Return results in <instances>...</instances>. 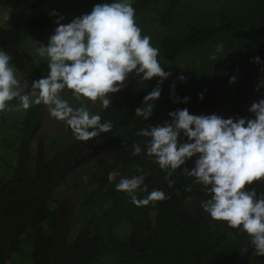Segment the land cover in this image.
I'll list each match as a JSON object with an SVG mask.
<instances>
[{"label":"trees","instance_id":"1","mask_svg":"<svg viewBox=\"0 0 264 264\" xmlns=\"http://www.w3.org/2000/svg\"><path fill=\"white\" fill-rule=\"evenodd\" d=\"M34 1L0 29V49L12 57L21 93L29 95L32 81L49 71L47 58L36 48L47 44L57 26L58 16L50 13L56 10L65 17L61 23H68L95 5L93 0ZM19 2L0 0V8ZM104 2L112 0H98ZM132 6L142 35L151 37L159 49L158 62L171 73L148 120L136 116L135 109L144 106V96L159 78L140 83L132 74L125 88L110 94L109 108L97 101L96 114L113 123L109 133L79 141L69 130L67 140L42 155L29 144L46 106L0 113V264H264V256L253 255L246 233L213 221L202 209L210 198L203 185L182 166L173 172L169 187L166 172L146 155L149 138L134 134L171 120L168 113L183 108L190 114L254 118L248 108L264 98V87L255 90L264 63L251 62L256 56L264 62V0H132ZM220 43L224 47L217 52ZM232 76L235 83H229ZM175 97L190 99L174 103ZM16 104V99L9 102ZM134 142L143 150L140 155L131 154ZM90 155L89 179L83 187L72 183V171ZM194 159L187 161L189 169ZM141 168L148 191L160 189L170 198L138 207L108 180L111 171L131 178L141 175ZM248 187L264 193V181ZM146 195L137 192L138 198Z\"/></svg>","mask_w":264,"mask_h":264},{"label":"clouds","instance_id":"2","mask_svg":"<svg viewBox=\"0 0 264 264\" xmlns=\"http://www.w3.org/2000/svg\"><path fill=\"white\" fill-rule=\"evenodd\" d=\"M50 15L58 16L54 32L47 44L39 43L36 53L47 58L48 74L32 81V94L21 93V83L12 57L0 49V113L28 110L43 104L51 118L64 122L76 140L88 141L101 133L112 130V121L102 122L101 115L94 114L86 101H99L103 109L111 104L110 94L120 92L127 86L130 74L143 83L158 77L157 85L143 98L135 115L145 120L153 114L155 102L161 96V85L171 73L158 62L159 49L151 44V37L142 35L135 19L132 0H112L97 3L89 13L81 14L68 23L53 10ZM217 45V52L223 49ZM212 60H217L215 53ZM251 62L261 64L259 56ZM264 72V67L260 69ZM178 79L186 82L187 77ZM232 76L229 83H235ZM175 88V82L171 85ZM264 87V77L256 85V91ZM70 90L79 107L70 105L61 93ZM203 100V93L198 94ZM18 104L9 105L12 100ZM175 97L173 102L187 103ZM254 118H224L219 114H190L188 108L168 113L171 120L142 128L134 134L148 137L146 155L153 158L161 170L166 172L164 180L169 187L173 172L181 169L195 183L203 185L209 199L201 203L213 221H224L232 229H239L250 238L253 255L264 256V193L257 194L248 186L264 181V98L253 101L248 108ZM138 142L132 145V155L142 153ZM195 157L189 169L187 161ZM123 177L118 171L108 173V180L115 182L117 191L126 193L136 206H147L154 201L170 198L163 190L148 191L144 184L147 173ZM119 178V179H118ZM143 186V187H142ZM191 186L185 188L190 192ZM147 193L138 198L137 192ZM248 251V249H245Z\"/></svg>","mask_w":264,"mask_h":264},{"label":"rangeland","instance_id":"3","mask_svg":"<svg viewBox=\"0 0 264 264\" xmlns=\"http://www.w3.org/2000/svg\"><path fill=\"white\" fill-rule=\"evenodd\" d=\"M93 1L95 2V4L98 3V0H93ZM34 3H35L34 0H21V2H19L14 6L4 7L3 9L0 8V29H2L4 21L12 17L13 14L18 12L20 8H22L23 6L25 7L30 6ZM149 19L152 18L149 17ZM149 22H150V27L153 28L154 22L153 21L152 22L149 21ZM61 96L62 98L67 99L71 106L73 107L80 106V102L75 100L70 90L67 89L65 92H62ZM86 104L94 114L98 112L99 102L92 104L90 101H86ZM195 114L199 115L205 113L197 112ZM69 130L71 129L67 127L64 124V122L51 118L47 111V108L45 107L40 124L35 128L34 132L30 137L29 146L31 150H34L36 155L39 154L42 155L43 153H45L46 149L49 148L50 146L51 148L56 149L58 147L59 142L63 140H67L65 134L69 133ZM90 160H93L92 155H90L87 159L79 163V165L72 171L70 175L72 183L75 182L77 185L83 187L84 183L89 179L90 174L93 172L94 162H89ZM65 207L66 205H64V208ZM68 207H66L65 209H68Z\"/></svg>","mask_w":264,"mask_h":264}]
</instances>
